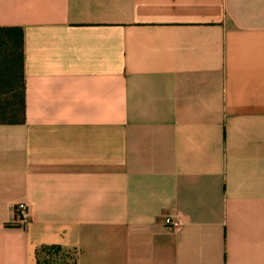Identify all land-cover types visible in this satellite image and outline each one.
<instances>
[{
    "label": "crops",
    "instance_id": "obj_1",
    "mask_svg": "<svg viewBox=\"0 0 264 264\" xmlns=\"http://www.w3.org/2000/svg\"><path fill=\"white\" fill-rule=\"evenodd\" d=\"M8 25L0 264H264V0H0Z\"/></svg>",
    "mask_w": 264,
    "mask_h": 264
},
{
    "label": "trees",
    "instance_id": "obj_2",
    "mask_svg": "<svg viewBox=\"0 0 264 264\" xmlns=\"http://www.w3.org/2000/svg\"><path fill=\"white\" fill-rule=\"evenodd\" d=\"M0 122L23 123V27L0 26ZM37 262L46 264H76L75 251L58 244L42 245L35 251ZM71 259V261L68 260ZM63 259L62 262L58 261Z\"/></svg>",
    "mask_w": 264,
    "mask_h": 264
},
{
    "label": "built area",
    "instance_id": "obj_3",
    "mask_svg": "<svg viewBox=\"0 0 264 264\" xmlns=\"http://www.w3.org/2000/svg\"><path fill=\"white\" fill-rule=\"evenodd\" d=\"M17 219L20 224H23L27 220V209L24 204H19L15 207ZM166 223L171 225H178L180 220L177 217H166Z\"/></svg>",
    "mask_w": 264,
    "mask_h": 264
},
{
    "label": "rangeland",
    "instance_id": "obj_4",
    "mask_svg": "<svg viewBox=\"0 0 264 264\" xmlns=\"http://www.w3.org/2000/svg\"><path fill=\"white\" fill-rule=\"evenodd\" d=\"M62 260H63V259H60V260H58V261L62 262ZM68 260L71 261V259H69V258H68Z\"/></svg>",
    "mask_w": 264,
    "mask_h": 264
}]
</instances>
